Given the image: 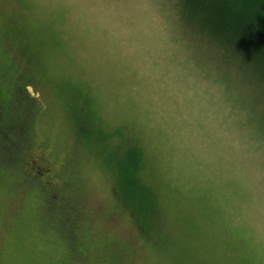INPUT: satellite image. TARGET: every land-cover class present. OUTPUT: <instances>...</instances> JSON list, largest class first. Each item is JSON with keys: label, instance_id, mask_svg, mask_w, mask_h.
Segmentation results:
<instances>
[{"label": "rangeland", "instance_id": "1", "mask_svg": "<svg viewBox=\"0 0 264 264\" xmlns=\"http://www.w3.org/2000/svg\"><path fill=\"white\" fill-rule=\"evenodd\" d=\"M177 9L0 0L2 97H34L0 160V264H264L262 102Z\"/></svg>", "mask_w": 264, "mask_h": 264}, {"label": "trees", "instance_id": "2", "mask_svg": "<svg viewBox=\"0 0 264 264\" xmlns=\"http://www.w3.org/2000/svg\"><path fill=\"white\" fill-rule=\"evenodd\" d=\"M173 1L183 27L191 32L189 36L197 42L202 38L206 47L215 51L221 64L250 85L252 94L251 86L254 88V96L261 100L264 113V0ZM26 86L20 81L14 82L17 102L12 106L9 98L2 97L4 92L0 87V160L2 157L17 160L15 150L10 154L6 150L21 148L27 137L26 119L31 113L26 110L29 114L25 117L26 111L19 106L25 103L24 99L32 104L34 97L27 94ZM85 129L82 126L80 131L84 137L91 133ZM63 230L67 232V228ZM66 235L70 239L69 234Z\"/></svg>", "mask_w": 264, "mask_h": 264}, {"label": "flooded vegetation", "instance_id": "3", "mask_svg": "<svg viewBox=\"0 0 264 264\" xmlns=\"http://www.w3.org/2000/svg\"><path fill=\"white\" fill-rule=\"evenodd\" d=\"M31 164L33 165L32 166L33 172H32V175H29V176H31L32 178L34 177L35 179H37L36 181H38V183L41 185L43 182L40 181V179H41L40 178V174H41V171H43L46 167L37 165L34 160L31 161ZM28 173L29 172H27V175H28Z\"/></svg>", "mask_w": 264, "mask_h": 264}]
</instances>
